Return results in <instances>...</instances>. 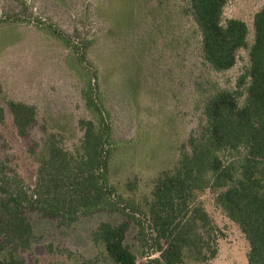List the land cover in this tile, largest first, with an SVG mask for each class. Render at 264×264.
<instances>
[{
    "label": "rangeland",
    "instance_id": "1",
    "mask_svg": "<svg viewBox=\"0 0 264 264\" xmlns=\"http://www.w3.org/2000/svg\"><path fill=\"white\" fill-rule=\"evenodd\" d=\"M263 6L264 0H228L224 9L225 20L248 25L249 47ZM189 7V0H0L1 176L12 181L14 192L25 191L39 180L48 138L71 152L80 146L83 121L93 119L79 77L83 72L96 78L112 128L110 182L117 204L116 210L71 222L24 203L22 213L32 228L27 249L16 248L0 214V260L12 253L20 264H112L94 239L97 228L108 223L126 224L125 244L137 264H165L148 215L154 184L191 151L190 139L205 123L206 99L236 89L250 67L249 49L238 52L229 70L207 64ZM50 28L66 35L71 46ZM12 103L34 109L24 130L15 125ZM5 199L0 193V204ZM195 203L214 226L217 254L205 264H248L249 242L218 204L217 191L197 193Z\"/></svg>",
    "mask_w": 264,
    "mask_h": 264
},
{
    "label": "trees",
    "instance_id": "2",
    "mask_svg": "<svg viewBox=\"0 0 264 264\" xmlns=\"http://www.w3.org/2000/svg\"><path fill=\"white\" fill-rule=\"evenodd\" d=\"M227 3L189 0L204 61L215 71H226L235 65L241 49H249L250 67L236 89H222L206 99L205 123L191 137V151L183 153L176 167L154 184L148 215L165 264H188L189 259L205 264L217 254L210 216L195 203L197 193L206 189L217 191L218 204L249 242L248 264H264V6L255 15L254 43L249 47L248 25L224 19ZM50 34L71 46L57 28H50ZM79 73L93 118L83 121L80 146L71 152L53 136L48 138L41 151L48 159L41 166L39 180L25 191L15 188L19 192H14L16 186L0 174V193L6 195L0 214L18 249L22 244L25 249L31 246L32 228L22 213L24 203L71 222L80 215L117 208L110 182L112 128L95 88L96 78ZM10 106L15 125L24 130L34 119V109L21 103ZM2 114L0 106V118ZM126 229V224L103 223L94 232L112 264H137L136 255L125 244ZM0 264L20 263L10 253Z\"/></svg>",
    "mask_w": 264,
    "mask_h": 264
}]
</instances>
